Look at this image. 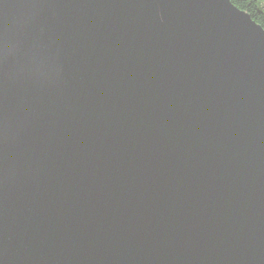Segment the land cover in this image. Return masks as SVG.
<instances>
[{
    "label": "water",
    "instance_id": "1",
    "mask_svg": "<svg viewBox=\"0 0 264 264\" xmlns=\"http://www.w3.org/2000/svg\"><path fill=\"white\" fill-rule=\"evenodd\" d=\"M0 264H264V28L0 0Z\"/></svg>",
    "mask_w": 264,
    "mask_h": 264
},
{
    "label": "trees",
    "instance_id": "2",
    "mask_svg": "<svg viewBox=\"0 0 264 264\" xmlns=\"http://www.w3.org/2000/svg\"><path fill=\"white\" fill-rule=\"evenodd\" d=\"M238 8L246 11L259 25L264 28V7L257 0H231Z\"/></svg>",
    "mask_w": 264,
    "mask_h": 264
},
{
    "label": "snow or ice",
    "instance_id": "3",
    "mask_svg": "<svg viewBox=\"0 0 264 264\" xmlns=\"http://www.w3.org/2000/svg\"><path fill=\"white\" fill-rule=\"evenodd\" d=\"M236 2V0H234ZM257 3L261 6L264 7V0H257Z\"/></svg>",
    "mask_w": 264,
    "mask_h": 264
}]
</instances>
